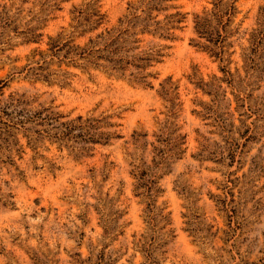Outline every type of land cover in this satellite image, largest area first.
Returning <instances> with one entry per match:
<instances>
[{
    "label": "rangeland",
    "instance_id": "rangeland-1",
    "mask_svg": "<svg viewBox=\"0 0 264 264\" xmlns=\"http://www.w3.org/2000/svg\"><path fill=\"white\" fill-rule=\"evenodd\" d=\"M157 9L0 0V264H264V0ZM177 12L130 30L155 61L97 59Z\"/></svg>",
    "mask_w": 264,
    "mask_h": 264
},
{
    "label": "trees",
    "instance_id": "trees-1",
    "mask_svg": "<svg viewBox=\"0 0 264 264\" xmlns=\"http://www.w3.org/2000/svg\"><path fill=\"white\" fill-rule=\"evenodd\" d=\"M152 1V11L158 10V1L163 0H148ZM181 18L180 13L175 14H168L165 16V20L167 24H163L160 21L156 20L157 16H152V25L146 22V20H149L150 15H145V17H142L141 15L134 14L132 19H127L124 22H122V26H119L118 28H114L111 30L105 31V34H101L97 36L99 40L102 41L101 49L97 50V53L99 56H97V59L105 60L110 64V68L112 70H125V65H133L135 68H142L140 64L144 62V65L146 63H150L151 61H155L157 57L161 56V53L159 50H152L151 54H149L148 58H140V56H131V62L129 63L126 61V57L123 55L124 53H128V43H130L129 38L132 37V35L135 37L136 34L130 35V30H135L137 27L140 26V32L141 34H144L149 30L150 27H152V31L154 32H160V35L163 37L172 36L171 32H169L171 29H174L173 24L174 23H180V19L175 18ZM209 19L206 17H196L195 22V29L196 32L199 35H206L208 39H212L214 33L212 30H209L208 28ZM164 25H168L166 28H164ZM93 43L92 41H90ZM135 42V41H134ZM133 63H139V64H133ZM139 81H142L140 79L143 78H136ZM143 82V81H142Z\"/></svg>",
    "mask_w": 264,
    "mask_h": 264
}]
</instances>
